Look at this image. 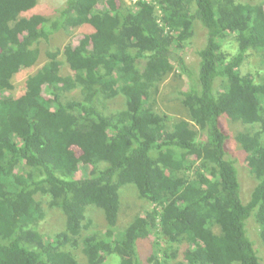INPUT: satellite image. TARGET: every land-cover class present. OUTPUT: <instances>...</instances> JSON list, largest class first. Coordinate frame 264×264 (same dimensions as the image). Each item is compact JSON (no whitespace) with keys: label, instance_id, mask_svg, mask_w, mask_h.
Returning a JSON list of instances; mask_svg holds the SVG:
<instances>
[{"label":"trees","instance_id":"trees-1","mask_svg":"<svg viewBox=\"0 0 264 264\" xmlns=\"http://www.w3.org/2000/svg\"><path fill=\"white\" fill-rule=\"evenodd\" d=\"M125 1L65 0L47 16L31 13L37 0H0V264H261L264 0ZM81 26L91 31L46 51L23 94L4 95L41 41ZM253 51L259 68L246 70ZM176 70L188 81L175 97L181 118L155 102ZM231 141L254 179L245 202ZM122 187L151 208L121 229ZM88 205L102 210V232L83 235ZM49 209L65 224L44 234ZM251 214L256 236L244 227Z\"/></svg>","mask_w":264,"mask_h":264},{"label":"rangeland","instance_id":"rangeland-1","mask_svg":"<svg viewBox=\"0 0 264 264\" xmlns=\"http://www.w3.org/2000/svg\"><path fill=\"white\" fill-rule=\"evenodd\" d=\"M243 2H249L253 0H240ZM65 0H37V5L31 11L36 12H43L47 16H54L57 10L62 7ZM127 4L133 3L132 0H126ZM91 29L86 26L76 27L66 31H58L54 33L48 41H41L37 47L39 49V57L36 65H34L30 69H22L17 74L14 75L12 82H13V89L8 92H4V95H13L19 96L24 93L25 91V80L28 75L34 73L37 68L46 61V51L51 49H56L57 47H63L67 43L71 45H77L81 38ZM204 37L201 32L198 30L195 33V37L193 38V44L195 47L203 41ZM186 55L185 59L187 63L191 64V66L195 67L196 58L192 54V47L185 51ZM253 57L251 60L246 63L245 69L252 70V66L255 65L258 67V64L261 61L260 55L253 51ZM259 68V67H258ZM64 73L68 72L67 66L62 65L61 67ZM178 70L176 73H172L167 76L160 84H159V92L156 95L155 102H156V109L168 114L171 118H181L184 114V109L182 108L179 101L175 98L177 92L182 91L188 87V81L184 79H180L177 76ZM70 97L76 96L79 97L78 93H71L68 95ZM108 106L110 109L114 110L120 108L123 105V98L121 95L117 96L111 101L108 100ZM221 119V126L225 130H232V126L228 120ZM229 150L236 154L239 158V172H240V179L242 184V198L245 201L249 200L250 192L254 186V179L250 176L249 171L247 169L246 161L244 160V154L239 150L238 146L234 143V141L230 142ZM132 186V185H131ZM133 187V186H132ZM123 188V189H122ZM121 191V209L118 218V226L124 227L126 226L127 222H129L133 215L137 212H144V210L151 208V205L146 202L145 200L139 199L136 195L134 189L130 187H122ZM46 200V199H45ZM45 208L47 205L45 204ZM87 211L86 214L91 224L90 230H86L83 232V235L91 232V231H99L102 232L105 227L106 223L104 221V216L102 215L103 212L101 209L95 208L93 205H88L86 207ZM100 211V212H99ZM251 218V219H250ZM249 220V221H248ZM248 221V223H247ZM247 223V228H246ZM65 219L62 216L61 211L58 209L56 210H47L45 219L42 220L39 224V230L42 233H49L53 234L56 231H60L64 228ZM257 226L254 216L251 214L244 223V227L246 230L248 229L250 236H256L257 233ZM247 234V233H246ZM261 243V240H260ZM263 246V244L261 243ZM264 247V246H263ZM77 258L80 262L85 263L86 258L84 257L80 247L73 250ZM259 256V255H258ZM260 263L264 264V254H261ZM262 259V260H261ZM115 259L111 257L108 259L106 264H116Z\"/></svg>","mask_w":264,"mask_h":264},{"label":"built area","instance_id":"built-area-1","mask_svg":"<svg viewBox=\"0 0 264 264\" xmlns=\"http://www.w3.org/2000/svg\"><path fill=\"white\" fill-rule=\"evenodd\" d=\"M132 1H134V0H132ZM150 1V0H149ZM126 2V1H125Z\"/></svg>","mask_w":264,"mask_h":264},{"label":"bare ground","instance_id":"bare-ground-1","mask_svg":"<svg viewBox=\"0 0 264 264\" xmlns=\"http://www.w3.org/2000/svg\"><path fill=\"white\" fill-rule=\"evenodd\" d=\"M252 5V4H251ZM171 33V32H170ZM231 153V152H230Z\"/></svg>","mask_w":264,"mask_h":264}]
</instances>
